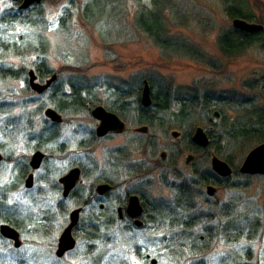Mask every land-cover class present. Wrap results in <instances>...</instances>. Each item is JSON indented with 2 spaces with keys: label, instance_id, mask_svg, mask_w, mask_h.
Returning <instances> with one entry per match:
<instances>
[{
  "label": "rangeland",
  "instance_id": "1",
  "mask_svg": "<svg viewBox=\"0 0 264 264\" xmlns=\"http://www.w3.org/2000/svg\"><path fill=\"white\" fill-rule=\"evenodd\" d=\"M245 2L264 25V0ZM39 4L44 12L39 26L22 24L11 31L0 26V33L17 39L22 48L18 53H0V153L4 156L0 162V199L20 223L21 229H17L23 242L16 248L0 233V264H153V259L157 264H264V176L234 175L222 181L225 184L215 197L177 217L174 213H180L177 210H181V204L188 205L176 195L177 184L189 178L197 185L199 181L191 179L195 168L213 172V153L192 150L196 159L187 163L190 152L186 150L185 156L179 157L176 152L182 145L172 137L178 126H185L192 136L200 126L207 130L209 119L217 132L225 133L232 123L243 125L240 122L246 120V109L264 107V31L257 33V43L249 48L225 54L220 37L235 30L227 0H42ZM19 5L15 0H2L0 18ZM151 11H162L161 22L165 36L171 39V49L159 46L141 26L140 17L147 29L157 30L159 20ZM257 19L254 22L258 23ZM43 38L48 44L45 52L38 47ZM177 44L179 50H173ZM32 46L37 50L32 51ZM38 64L48 70L44 79L39 77L40 82L57 75L43 93L29 85V71L37 73ZM150 79L154 93L159 92V97L168 93L170 102L209 95L227 112V125L219 110H192V105L186 108L184 121L178 122L175 119L182 106L176 103L164 114V126L150 135L134 133L135 126H129L123 135L95 140L99 122L92 110L98 105L108 108L122 104L110 102L122 90L130 94L129 108L134 107L138 91ZM73 86L96 103L61 112L64 123L59 126L57 139L43 148L47 159L36 173L33 187L28 188L21 171L36 151L35 142L29 143L28 136L50 123L45 112L48 107L56 108L53 94H68ZM131 114H135L134 109ZM150 138L154 148H159L157 156L149 150ZM121 147H125L121 149L124 163L130 167H126V185L116 191L120 203L115 197L100 199L95 188L106 182L108 158L114 156L115 162L117 148ZM164 147L177 159L176 170H151ZM231 150L242 154L233 158L239 168L250 150L232 145ZM139 165L143 166L134 171L133 167ZM76 166L85 175L76 196L66 199L59 190V179ZM121 168L120 164L114 169L120 174ZM142 173H152L142 178L143 184H149V198L154 205L166 208V213L152 217L156 220L150 219L148 227L141 229L117 218L109 227L101 224L97 230L92 229L90 239L82 230L92 221L90 210L99 211L100 204L117 210L126 191L139 186ZM93 196L94 202L81 215L82 229L75 232L76 247L58 257L59 237L70 213ZM169 210H174L169 217L171 222L176 221L174 227L165 219ZM188 218L186 222L194 225L184 231L181 225ZM173 230L186 234L177 253L173 251Z\"/></svg>",
  "mask_w": 264,
  "mask_h": 264
},
{
  "label": "trees",
  "instance_id": "2",
  "mask_svg": "<svg viewBox=\"0 0 264 264\" xmlns=\"http://www.w3.org/2000/svg\"><path fill=\"white\" fill-rule=\"evenodd\" d=\"M229 2V5L227 7L228 10V15L232 18H242L251 22H254L255 18L252 12L250 11L249 5L245 0H227ZM22 0H18V3L21 4ZM42 6L40 4H35L29 9H8L6 12L3 13V15L0 18V26L1 27H6L8 29L14 30L19 25L22 24H28L31 25L33 28L36 26H39L40 23H42L44 15H43V10L41 8ZM150 13L153 14L154 17H157L159 22L157 23V30H150L147 29V27L144 24H147L144 20L142 21V17L139 18V21L141 23V26L143 29L151 34L155 40V42L159 45L164 47V49L170 48L172 46L171 39L166 37V28L164 29V26L161 22V13L162 11H151ZM144 15V14H143ZM258 23H262L263 20L260 18L256 20ZM143 23V24H142ZM264 31V30H263ZM261 31L260 33H262ZM259 34V33H258ZM44 39V38H43ZM258 36L257 34H249L246 32H243L241 30H238L235 28L233 32H229L225 35H222L220 37V46L222 51L225 54H234L235 52H242L243 50L249 48L253 44L257 43ZM30 44V43H29ZM28 45V43H27ZM34 45V44H31ZM180 44H177V46L173 50H179L178 47ZM39 49H41L43 52L47 51L48 44L46 39L41 40L39 42ZM21 47L19 46V41L16 39H11V38H6L3 36V34L0 33V53H18L21 52ZM32 51L37 50V48H33L32 46ZM3 55V54H0ZM37 73L39 74V77L41 79H44L48 73V70L44 64H41L37 66ZM9 74V73H8ZM10 74H13L16 76L14 72H10ZM143 83V82H142ZM151 83V88H152V97H153V102H157V104L160 106L161 109H164L165 111L168 110L170 106V101H169V96L168 93L165 96L159 97V92L154 93V86L153 82L150 79ZM144 85V84H143ZM143 85L141 86L140 90L138 91V94L136 98L134 99V102H142L141 100V95H142V88ZM58 97V98H57ZM115 100H112L110 102H129L128 99L130 98V94L126 93L125 91H118L115 94ZM53 103L56 106V109L62 113H68V112H73L78 110L79 108H84L88 104L90 105H95L94 98L89 97L85 94L84 91L81 90V88L77 86H73L72 90L70 93L65 94L63 93L60 97L57 96V93L55 92L53 94ZM177 102H183L182 108L180 110V113L177 114L178 120L179 121H184V115H186V108L191 106L190 108L193 110L196 107L203 108L204 110L208 111H214V110H219L221 115H222V120L225 124V122L228 119V114L225 111V109H222L218 103H215L212 101V98L208 95H206L204 98H200L197 95H193L190 97H182L178 98L176 100ZM125 107V106H124ZM110 110L116 112L119 115H122L123 113L121 110L118 108V106H109L108 107ZM185 113V114H184ZM244 116H246V120L244 122H240L243 125L241 127H237L236 122L232 123L230 125L229 130H227L225 133L222 131L217 132L216 129L213 127V122L209 119L206 126H210L207 129V132L211 138V144L210 146L206 149H200L199 147H193V151H200V152H205L207 154L215 153L221 158L227 160L231 165L235 166L236 171L235 175L239 174L238 172V167H236L237 161L234 160L233 158L236 156L242 155L241 153H238L237 151L231 150V145L232 146H237L239 149H248L251 150L254 146L261 144L264 142V107L261 109H246V112H243ZM146 115V114H145ZM248 115H250L248 117ZM50 123L47 125L46 128H41L39 131L40 132H47L46 135V140L47 145L46 147H50L51 141L56 139V137L59 134V127L57 124H51L52 122L49 121ZM215 125V124H214ZM227 124H225L226 126ZM247 151V152H248ZM194 174H192L191 179L193 180H198V181H206L207 184L215 182L213 179H217L218 177L216 176L215 173H213L210 169H201V168H195L194 169ZM189 178L183 179V182L188 181ZM194 185V183H192ZM176 195L179 196L181 202L182 200L185 201V197L187 196L186 190L183 189H177L176 190ZM89 202H84L82 203V206L88 205ZM147 205V202H145ZM181 210H177L178 212L180 211L179 214H175L177 217H183L184 212L187 210V208L184 206V202L180 206ZM171 211L174 212V210H169L167 212V215H165V219L167 217L168 222L170 223L171 227H174L176 225L175 222L170 221V214ZM163 213H166V208H160L158 215H162ZM155 217V216H154ZM150 219L153 221L156 220L154 218H146V224L145 227H148L150 224ZM195 222L196 218L194 217ZM0 220L2 222H6L11 224L12 226L21 229V225L19 222L15 221L12 217V214L8 211V209L5 207V204L3 200L0 199ZM188 220H184L182 222V229L184 231H187L185 227L192 228L194 224L189 225ZM167 222V221H166ZM186 222V224H185ZM161 223V222H160ZM102 225H96V230L98 227ZM242 230V228H240ZM173 251L177 253L178 250H180V247L183 246L184 240L182 239L183 236L186 234L180 231L173 230ZM184 233V234H183ZM94 235V234H93ZM89 234V238L91 239L92 236ZM182 236V237H181ZM201 241V239H200ZM180 254H182V251H179ZM247 264H252L251 262Z\"/></svg>",
  "mask_w": 264,
  "mask_h": 264
},
{
  "label": "flooded vegetation",
  "instance_id": "3",
  "mask_svg": "<svg viewBox=\"0 0 264 264\" xmlns=\"http://www.w3.org/2000/svg\"><path fill=\"white\" fill-rule=\"evenodd\" d=\"M15 3H18V0H15ZM21 4H22V2H21ZM21 4L19 5V7L21 6ZM117 103L118 102H116V104ZM120 103H122V104L117 105V106L121 110V112L123 113L122 115L117 114L116 112L110 110L109 108H106V107L105 108L107 110L111 111V112L116 113L120 117V119L126 125L125 131L124 132L111 131L108 135H106L104 137H99L97 135V128H98L97 127L96 128V133H95V135L97 137H95L96 138L95 140H98L97 138H99V140H101V139H104V138H106V139L107 138H112L113 136H117V135H123V134H125L128 131L129 126H135L134 129H133L134 133H137V134H140V135H144V136L150 135V133H153L155 129H159L160 126H164V121L167 120V118H165L164 114L171 111L173 104L177 103L180 106L183 105V102H170V106H169L168 110L165 111L164 109L160 108V106L157 104V102H153L150 107H145L143 105V102H135V106L134 107H130V108H129L130 105L127 102H120ZM132 109L135 110V114H133V115L131 114L132 113ZM128 111H129V114H128ZM62 116H63V114H62ZM175 120L179 122L178 117ZM97 121L100 124V121L99 120H97ZM63 123H64V117H63V122L62 123H57V126L58 127L62 126ZM51 124L53 125V124H56V123L52 122ZM99 124H98V126H99ZM47 125L45 124L42 127L46 128ZM145 126H147L149 128L147 133L138 131L139 128L145 127ZM178 129L179 130H174L172 132V137L177 140L178 144L183 146L182 147V146L179 145L180 146L179 150H178V152H176V153H180L179 157L182 158V156L183 157L185 156V153L187 151L189 153L190 151H192L193 147H197V145H195L192 142V134L190 133V131L186 130L185 126H178ZM175 132H178L179 135H175L174 134ZM46 135H47L46 131L45 132H40L39 131L38 133H36L35 135H32L31 137L28 136V138L30 139L29 143L35 142V145H36V151L35 152H37L38 150L42 151L43 148H46V145H47V142H48L46 140ZM56 139H57V137H56ZM56 139L52 140L51 143L54 142ZM139 144L141 145L140 141L138 142V145ZM148 144H149V150L152 152V155L153 156H157L158 152H159V148H154L155 144H154V141L152 140V138L149 139V143ZM185 147H186V149H185ZM121 149H125V147L117 148V152H116L117 153V158L115 159V162H112V159L114 158V156L111 157V158H108V166H109L108 178L107 179L104 178L106 180V182L101 183V184H109L111 186V189L105 195H100L98 193V191H97V188L101 184H98V186L95 188V192L98 194L100 199L103 198V199L109 200V198H114L115 197L116 200L120 203V199H119L120 197H119L118 194H116V191L119 188H124V186L126 185L125 182L127 181L128 178L126 177L125 172L130 167L127 164L124 163L125 159L123 158V156H124L125 152H124V150H121ZM163 149H165V150H163L160 153V157L158 158L157 162L154 163L156 165H154V167H152L151 170L155 171L157 168H162L165 171H167V170H176L175 167H176V164H178L176 162L177 159L173 158V153L169 149H166V147H164ZM203 150H205V149H203ZM35 152H34V154H35ZM33 155H32V157H33ZM188 156H193V160L196 159V156H194L191 152L188 154ZM32 157L29 159L28 163L27 162L24 163V167H23V169L21 171V173H22L21 176L22 177L24 176V178H25V185H26V181H27V179L29 178L30 175H33L34 180H35L36 173L38 172V170L41 169L43 163L47 159V155H46V157L43 160V163H42L41 167L39 169H33L32 166H31ZM187 157H186V160H187ZM120 164L122 165V168H121L122 172L120 171V174H119L117 171H115L114 168L118 167ZM139 164H142V163H139ZM142 166L143 165L134 166L133 170L136 171L137 167H139L141 169ZM76 167H78V166H76ZM126 167H127V169H126ZM233 168H234V166H233ZM81 171H82V177H81L80 182L72 190V192L70 193V195L67 198H74L76 196L75 195L76 194V189L82 183L83 176L85 175V171L82 168H81ZM234 171H236L235 168H234ZM150 175H152V173L151 174L146 173V174H143V175H141V174L139 175V186L133 185L132 188H130V189H128L126 191V193L124 194L125 198H124L123 201H121L122 205H120L117 210H113L110 205L100 204V210L99 211L90 210V214H91L90 218L92 219V221L86 227H84L83 229L81 227L82 226V224H81L82 223V219L80 217L79 224L77 225V227H75V229L73 231L74 237L76 238V233L75 232H77L80 229H82L83 232L86 233L87 236H89V234L91 233V230L92 229H96V225L103 224V225L109 227V225L112 223V221H114L117 218L121 222H124V221L131 222V223H133L135 225V227H137L139 229L145 228V225L143 227H138L136 225L135 219L132 218L130 216L129 212H128V206H129V201H130L131 196L132 195H138L140 197L141 203H142V205L144 207V212H143V215L141 217V220L144 222V224H146V218H151V217H154V216L158 215L160 206L159 205H154L152 200L149 198V195L147 194L148 188H149L148 187L149 184L148 185L146 183L143 184V179L142 178L148 177ZM233 175H235V174H233ZM116 177L117 178H121L122 180L121 179L120 180H116L117 179ZM119 181H121L120 185H118ZM224 184L222 182V179H221V181H219L217 179V180H215V182L210 183V184H207L206 181H199L197 183V185H195V184L192 185V183H190V181L183 182V180H181L177 184L178 187H176L175 192H176L177 189L186 190L187 196L185 197V201L188 203V205H187V207L186 206L185 207L187 208V210H189V209L197 210V207H200V203L202 201H206L207 198L209 197V195L207 193L209 185H214L215 187H217L218 192H219V188L221 186H223ZM134 187H138V188H134ZM59 190L62 192V195L64 196V185H63V183H61L60 179H59ZM94 197L95 196H93L90 200H86V202H89V203L91 201L94 202ZM64 198H66V197H64ZM145 202H147V205L145 204ZM88 206H89V204L84 206V207L83 206L77 207V208H82L81 215L83 213H86L87 210L85 208L88 207ZM120 209H122V211H120ZM70 216H71V213H70ZM69 224H70V217H69V223L67 224V226ZM65 229L66 228H64V230ZM61 235H60V237H61ZM60 237H59V240H60ZM58 245H59V241H58Z\"/></svg>",
  "mask_w": 264,
  "mask_h": 264
},
{
  "label": "water",
  "instance_id": "4",
  "mask_svg": "<svg viewBox=\"0 0 264 264\" xmlns=\"http://www.w3.org/2000/svg\"><path fill=\"white\" fill-rule=\"evenodd\" d=\"M42 0H23L21 5L22 9H28L34 4L41 3ZM233 25L236 29L249 34L259 33L264 30V25L256 22H250L242 18H235ZM57 80V75H53L46 83H41L38 80V75L35 70L29 71V83L30 87L37 93L45 92L51 85ZM143 105L145 107H150L153 103L152 88L148 80L145 81V85L142 91L141 98ZM46 116L55 123H62L63 116L55 108L49 107L45 112ZM92 115L95 119L100 121L97 128V135L99 137H104L108 135L111 131L124 132L126 129L125 123L120 119V117L104 106L98 105L92 110ZM149 128L147 126L138 129L139 132L147 133ZM179 135L178 132L174 133ZM192 142L202 149H206L211 144V138L207 130L200 126L196 129L194 135L192 136ZM46 154L43 151L38 150L32 157L31 166L33 169H39L43 163ZM3 160V154L0 153V162ZM193 160V156L187 158V162L190 163ZM212 169L213 171L222 179H230L234 174L233 166L227 161L222 159L216 154L212 156ZM240 173L249 176L261 175L264 176V143H261L254 147L246 156L244 162L240 166ZM82 177V171L80 167L72 168L66 175L61 177L60 181L64 185V197H68L72 190L77 186ZM34 177L30 175L26 181V186L28 188L33 187ZM111 186L109 184H101L98 186L97 191L100 195H105ZM208 195L215 197L218 193L217 187L214 185L208 186ZM122 211V209H120ZM82 208L75 209L70 216L71 222L67 228L62 233L59 245L57 249V256L63 257L66 252L73 250L77 245V240L74 237L73 231L75 227L79 224L81 217ZM128 212L132 218L135 219L136 225L142 227L144 222L141 217L144 212V207L141 203L140 197L138 195H132L129 201ZM0 233L4 238H7L14 242L16 248H20L23 244L21 240V233L18 229L13 227L8 223H3L0 225ZM153 264H157V260L152 261Z\"/></svg>",
  "mask_w": 264,
  "mask_h": 264
},
{
  "label": "snow or ice",
  "instance_id": "5",
  "mask_svg": "<svg viewBox=\"0 0 264 264\" xmlns=\"http://www.w3.org/2000/svg\"><path fill=\"white\" fill-rule=\"evenodd\" d=\"M0 2H2V0H0ZM10 6V5H9Z\"/></svg>",
  "mask_w": 264,
  "mask_h": 264
}]
</instances>
